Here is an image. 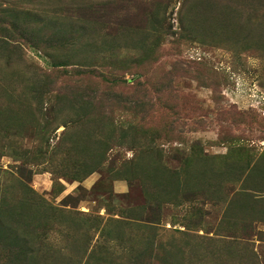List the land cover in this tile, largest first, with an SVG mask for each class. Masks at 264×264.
I'll list each match as a JSON object with an SVG mask.
<instances>
[{"label":"rangeland","instance_id":"obj_1","mask_svg":"<svg viewBox=\"0 0 264 264\" xmlns=\"http://www.w3.org/2000/svg\"><path fill=\"white\" fill-rule=\"evenodd\" d=\"M0 264H264V0H0Z\"/></svg>","mask_w":264,"mask_h":264}]
</instances>
